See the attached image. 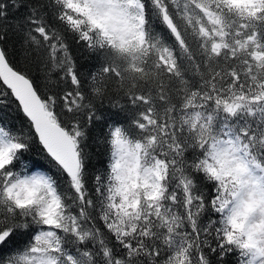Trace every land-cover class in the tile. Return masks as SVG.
Wrapping results in <instances>:
<instances>
[{
    "label": "snow or ice",
    "instance_id": "snow-or-ice-1",
    "mask_svg": "<svg viewBox=\"0 0 264 264\" xmlns=\"http://www.w3.org/2000/svg\"><path fill=\"white\" fill-rule=\"evenodd\" d=\"M0 264H264V0H0Z\"/></svg>",
    "mask_w": 264,
    "mask_h": 264
},
{
    "label": "trees",
    "instance_id": "trees-1",
    "mask_svg": "<svg viewBox=\"0 0 264 264\" xmlns=\"http://www.w3.org/2000/svg\"><path fill=\"white\" fill-rule=\"evenodd\" d=\"M20 15L21 13H16L14 9H9V16L10 17L16 16V19L10 18L7 21V23L11 25V27L8 28L9 39L5 41L4 46L7 47L10 51L12 50L13 45H16V47L18 48L20 44V33L16 27ZM72 51H73V55L77 59V63L80 64L83 69H87L88 67L91 66V61L87 59L89 54L86 51L77 50L75 45L72 46ZM20 66L24 67L22 60L20 61ZM40 83L43 84V81H40ZM41 91H45V89L42 88ZM11 114L13 117L17 116V114L14 111ZM19 119H23L22 116L17 118V122ZM94 132H96V134L99 135V131L94 130ZM36 158L39 159L40 157H36ZM106 161H107L106 146L100 144L98 147L94 148V155L91 163L95 165L97 168H100L106 165Z\"/></svg>",
    "mask_w": 264,
    "mask_h": 264
}]
</instances>
